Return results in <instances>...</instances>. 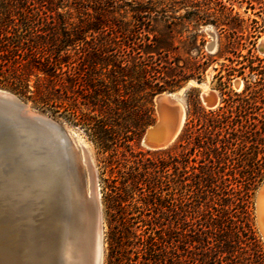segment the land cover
Listing matches in <instances>:
<instances>
[{"label": "rangeland", "instance_id": "1", "mask_svg": "<svg viewBox=\"0 0 264 264\" xmlns=\"http://www.w3.org/2000/svg\"><path fill=\"white\" fill-rule=\"evenodd\" d=\"M69 2L71 6L72 0ZM86 8L90 17L73 8L70 10L72 15L65 14L66 21L65 24L59 23V32L64 36L62 27L80 29L89 22L97 24L102 9L107 11L105 15L111 20L112 28L104 32L81 33L74 50L76 57H87V61L79 64L81 69L89 66V70L93 66L94 71L89 76L96 88L99 87L98 79L106 81L110 95L105 103H99L100 106L93 110L91 106L82 104L79 94L70 99L61 92L43 103L5 88L0 87V90L17 96L27 106L28 112L62 126L72 144L70 151L76 166L77 186L85 197H89L90 191L86 154L89 157L102 209L103 264H147L150 259L148 242L153 245L159 259L157 264H171V246L178 248L177 231L183 224L180 217L171 213V204H177L174 200L183 195L182 191L175 189L174 180L183 174L185 179H189L186 181L189 185L191 177L199 173L198 167L202 161L208 163L205 161L206 131L202 126L205 114L225 106V99L234 98V93H242L246 86L264 89V0H89ZM66 11L68 8H65ZM47 21L53 20L49 18ZM111 42L115 44L114 52L121 46V58L129 57L130 52L132 54L126 48L130 42L151 44V49L143 47L142 53L133 55L136 60L145 61L156 68L151 80L161 83L163 88L150 96L152 89H133L129 85L131 80L126 78L123 82L119 77L117 87L122 96L117 100L114 90L116 83L113 81L118 69L111 63L104 65L93 57L95 50ZM146 50L152 53H146ZM136 65L134 71L137 72L141 68L139 64ZM158 71L171 75V82L167 83ZM34 83L32 78V87ZM129 92L131 96L127 101ZM211 92L218 98L214 107L204 99V95ZM164 93L175 94L185 106L186 120L179 135L167 147L151 148L144 138L147 130L161 118L156 98ZM107 107L109 116H114V120L120 124L130 123L131 131L127 134L120 132L114 150L102 152L91 133L106 118L101 112ZM82 113L90 119L91 130L75 123V118L82 120ZM172 118L173 112L167 109L165 122H171ZM141 119L143 124H139ZM193 119L194 124L191 123ZM136 124L139 126L135 127ZM0 137L16 150L12 159L20 169L22 182L38 190L43 189L42 183L51 177L52 167L59 162L48 154L51 150L27 133L9 132ZM68 156H65L68 161L63 171L74 177L72 159ZM53 182L56 183L55 179L49 183ZM54 183L50 185L52 189ZM257 190L251 199L250 210L264 246L257 226ZM35 194L17 193L12 198L0 196V221L5 223L9 219V201L17 202L15 209L19 210L15 214L20 216H17L19 220L12 221L13 227L20 232L28 228L33 237L30 234L27 240H33L31 244L37 247L41 242L39 238H42L40 231L48 224L46 220L49 217L56 219L60 210L57 204L54 211L47 206L49 196H40L38 192ZM187 194H190L189 191ZM188 203L193 207L192 198ZM31 211L33 215L30 216ZM14 219L15 216L12 217ZM112 237L121 242L118 247Z\"/></svg>", "mask_w": 264, "mask_h": 264}, {"label": "trees", "instance_id": "2", "mask_svg": "<svg viewBox=\"0 0 264 264\" xmlns=\"http://www.w3.org/2000/svg\"><path fill=\"white\" fill-rule=\"evenodd\" d=\"M69 3V0H0V87L43 103L61 92L70 99L79 94L82 104L94 110L109 99L108 86L104 79H98L96 88L89 76L93 66L81 69L79 64L87 61V57H76L74 50L81 33L109 30L111 20L102 9L97 24L89 22L80 29L65 26L61 36L59 23L65 24L64 15H72V8L90 17L86 8L89 0H72L71 6ZM49 18L53 21L48 22ZM151 46L130 42L126 48L132 54L125 58H121V46L114 52L113 42L93 52L100 63L107 66L111 63L118 69L113 81L117 100L122 96L117 87L119 77L123 82L126 78L131 80L129 85L133 89H152L150 96L163 88L164 85L151 80L156 68L133 55ZM136 64L141 68L137 72ZM161 74L167 83L171 82V75ZM128 95L127 101L130 92ZM224 102L225 106L206 113L202 123L208 163L202 161L199 173L191 177L189 185L183 174L174 180L175 189L183 195L174 200L177 204H171V213L180 217L183 224L177 231L178 248L171 246V264H264V246L250 210L251 199L264 180V89L246 86L242 93H234V98ZM107 109L101 112L106 118L91 133L102 152L114 150L120 132L131 131L130 123H118ZM81 116L82 120L75 118V123L91 130L90 119L84 113ZM191 123L194 124V119ZM189 198L194 201L193 207L189 206ZM112 240L117 247L121 243L114 237ZM147 249L150 256L147 264H157L159 259L149 242Z\"/></svg>", "mask_w": 264, "mask_h": 264}, {"label": "bare ground", "instance_id": "3", "mask_svg": "<svg viewBox=\"0 0 264 264\" xmlns=\"http://www.w3.org/2000/svg\"><path fill=\"white\" fill-rule=\"evenodd\" d=\"M172 97L176 100V104L172 106L170 105L169 107L166 108V110L168 109L173 112V118L171 122H168L169 124L165 122L164 119L165 126H167L168 128V134L170 139L169 143H171L179 135L186 120L185 106L177 99L175 94H172ZM11 98L14 100V102L19 101L20 103H23L15 95H12ZM204 99L205 101L208 102V104L211 107L217 105L218 98L212 92L205 94ZM25 113L27 115L29 114L33 115L32 113L28 112L26 109H25ZM27 127H29V125L26 124L25 122H22L17 117H14V113L0 109V136L2 134H6L9 132L10 133L22 132L23 134L27 133L30 136L34 137L35 140L37 139L38 143H41L43 147L44 145H46L47 148L51 150V152H49L45 149L47 152H49L48 154L59 162L58 163L55 162L56 165L54 166L52 165L53 166L52 169L49 167L53 173L51 172V174H49L51 175V177L49 179H46L44 183H42L41 187H43V189L38 190L37 188L29 186L28 184L22 182L21 175H19L20 169L18 170L17 166L14 165L13 163L14 160L12 159L15 156L12 154L16 150L12 148L13 147L12 144L10 143L5 144L4 140L1 139L0 137L1 139L0 140V196H2V198H10L11 196L17 193L36 195L35 193L38 192L39 193L38 195L40 196L41 195H44V197L49 196L47 206L49 205L51 211H54L53 208L56 207L57 204L60 212H59V216L56 219H51V217H49V219L46 220L48 224L46 225V227H43V229L41 230L42 234L41 231L40 234L37 232L39 236L41 235L40 237L42 238H39V242L40 241L41 242L38 243V246L36 247L34 243L31 244L33 240L30 241L27 240V237H29V235L31 234L28 231V228L27 230L20 232L19 230L13 227L12 221H16L20 215L15 214V212L19 210V209L18 210L15 209L18 207L15 204L18 203L17 202L14 203V201L11 202L9 201L8 209H7V213L10 214L8 215L9 219L6 220L5 223L0 221V264H99L101 263L102 251H103V245H102L103 224H102V213H101V221L99 218V210L101 209V205L99 201L97 185L93 188L90 180V191L88 193L89 197L83 196L80 188L77 186L79 182H77L76 169H75L76 166L73 158V153H71L70 151V148H72V144L69 137H68L69 141L66 142L64 136L60 132H57L56 130L47 129L40 131L38 128L33 127V129H35L36 132L33 131L30 133L29 131H27ZM36 133H38V135H35ZM144 142L147 144L145 138H144ZM65 149H67L68 154L66 153ZM66 155H70L68 157H71L72 159L71 160L73 164L72 171L74 177H72V175L68 176V173L66 171H63L66 168L68 161L66 160L65 157ZM59 156L60 159L55 158ZM49 162L51 163V161ZM86 165L88 168L91 165L87 155H86ZM47 170L49 169L47 168ZM60 176L65 177V179L61 178ZM51 179L52 180L55 179L56 181V183L53 182L55 184L54 189L50 187V185L53 184V183L51 184L49 183L52 181ZM75 186H77L78 188L76 193H75L76 190ZM258 206H259L258 214L260 218H262L264 224V198H260L258 202ZM32 213L33 211L30 212V216ZM26 214L27 212L25 213V215ZM12 215L15 216L14 220H12L13 217ZM5 224H6L5 226L6 229L4 230ZM40 227L42 228V226ZM30 236L33 237L32 234Z\"/></svg>", "mask_w": 264, "mask_h": 264}, {"label": "water", "instance_id": "4", "mask_svg": "<svg viewBox=\"0 0 264 264\" xmlns=\"http://www.w3.org/2000/svg\"><path fill=\"white\" fill-rule=\"evenodd\" d=\"M172 94L173 93H164V94H160L156 98L157 109L161 115V118L154 126H152L147 130L145 135L147 145L151 148L167 147L170 144L168 128L167 126H165L164 119H165L166 108L169 107L170 105L172 106L176 104V100L172 97ZM12 95L14 94L0 90V109L14 113V117H17L22 122L28 124L29 127H27V131H29L30 133L33 131L36 132L35 129H33V127L38 128L40 131L47 129L56 130L57 132H60L64 136L66 142L69 141L67 133L62 128V126H60L57 122L40 115H36V114L27 115L25 113L26 105L24 103H20L19 101L14 102V100L11 98ZM35 135H38V133H36ZM55 158L60 159V156ZM88 170L90 173L91 184L92 187L94 188L96 186V179L92 165L89 166ZM260 198H264V180L259 185L255 197L257 226L261 234V237L264 240V224L262 218H260L258 214L259 213L258 202ZM101 213H102V209L99 210L100 221H101ZM102 245H103V236H102ZM103 256H104V250L102 251V259H101V263L99 264H103Z\"/></svg>", "mask_w": 264, "mask_h": 264}]
</instances>
